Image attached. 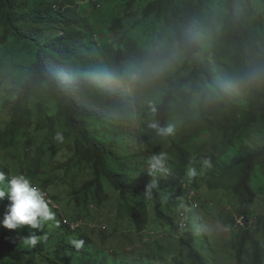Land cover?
I'll list each match as a JSON object with an SVG mask.
<instances>
[{"label": "trees", "instance_id": "16d2710c", "mask_svg": "<svg viewBox=\"0 0 264 264\" xmlns=\"http://www.w3.org/2000/svg\"><path fill=\"white\" fill-rule=\"evenodd\" d=\"M103 1L35 0L31 5L29 0H0V43H13L21 56L33 57L18 98L6 101L11 119L0 133V146L5 141L10 148L23 135L31 145L35 141L30 134L35 122L32 100H39L40 108L55 103L56 114H49L36 130L55 128L73 159L89 167L92 177L70 195L74 208L82 212L70 209L66 215L71 221L84 223L87 207L100 208L108 198L104 182L123 200L144 196L152 179L130 174L138 161L128 151L127 138L132 135L122 129L126 125L137 128L136 138L142 148L145 146V153H167L169 172L157 177L160 190H154L153 198L158 219L176 231L174 218L163 211L160 193L176 189L187 199L191 189L180 180V169L208 151L215 136H235L239 129V139L220 144L217 157L202 158L220 169L203 176V180L213 190L231 191L239 201L235 216L244 218L245 225L236 226L241 232L237 264H264V241H256L250 225L257 199L253 177L264 158V144L257 149L243 144L247 130L264 138V92L260 90L264 82V0H114L127 11L139 5L142 17L129 27L125 18L112 14L107 33L124 35L119 43L108 46L97 41L98 32L89 19L95 13L87 15L93 9L106 12ZM206 29L217 33V41L204 54ZM162 41L170 47L177 44L187 73L170 77L165 92H158L145 105L135 90L128 92L130 79L116 74L114 68L132 62L130 74L142 69L154 58L152 47ZM219 76L222 81L246 79L251 93L238 94L219 83ZM238 97L245 103L241 104ZM153 123L173 125L175 134L161 138L149 127ZM104 133L106 139L98 138ZM217 148L215 143L213 149ZM231 149L236 153L234 158L228 165L219 166L221 157ZM40 162H36L35 176L28 174L31 179L39 173ZM4 173L0 187L10 178L9 167ZM53 198L58 200L56 194ZM9 203L7 197L0 200V264H111L105 263V254L98 252L99 246L83 225L76 230L61 225L51 207L55 219L46 222L42 230L27 226L19 232L3 227ZM146 218L144 211L131 215L135 233L146 231ZM230 224L234 229L235 217ZM32 234L41 236L34 247L22 242ZM179 235V264H209L197 250L192 234ZM72 240H82L83 246L77 249ZM249 242L254 245L253 252L247 248ZM5 255H10L13 263Z\"/></svg>", "mask_w": 264, "mask_h": 264}, {"label": "rangeland", "instance_id": "374dc122", "mask_svg": "<svg viewBox=\"0 0 264 264\" xmlns=\"http://www.w3.org/2000/svg\"><path fill=\"white\" fill-rule=\"evenodd\" d=\"M29 1L32 5L35 0ZM102 5L105 7L106 12H101L102 8H100L98 11L93 9L92 12L87 14L91 16L95 13L94 17L89 19L98 32L96 34L97 41L102 46L119 43L124 35V32H121L120 35H109L107 33V28L111 24L112 14L116 17L125 18L129 27L142 17L139 5H136L130 11L120 7L118 1L114 0H104ZM204 35L206 42L203 52L205 54L211 44L217 41V33L206 29L204 30ZM141 36L142 31L138 33V37ZM152 48L155 51L154 58L163 56V54L164 56L175 55L167 69L144 86L133 84L132 82L128 83V92H131L132 89L135 90L139 100L145 105L158 92H165L164 88L170 77L187 73L186 67L184 68L181 59L179 60L180 55L177 53L176 43L170 47L168 44L166 46L165 41H162L158 47L153 46ZM32 60L33 57L21 56L13 43L8 45L0 43V133L7 129L11 119V113L6 108V101L18 98L20 91L23 89L24 79ZM210 60L214 61L212 57ZM132 65V62H123L115 67L114 71L119 76L122 75L124 78L129 79ZM239 79L222 81L220 76L217 77L219 83L230 86L238 94L241 92L250 94L251 87L248 84L244 87L237 85L236 82ZM260 90L264 92V82L260 84ZM238 101L241 104L245 103L240 98ZM31 107L35 122L30 134L34 136L35 141L29 145L27 136L23 135L18 137L10 148L6 146L7 144L4 141V146H0V171L3 172L5 167H9L14 175L24 174L32 182H36L38 187H46L51 194H56V197L61 201V208L65 215L70 209L80 214L82 211L76 210L74 203L70 200L71 191L77 190L84 181L90 179L92 177L91 171L88 166L79 165L77 160L73 159L70 150L63 145L62 141L56 139L57 131L55 128L44 132L36 130L39 123H44L47 120L49 114H56V104L50 102L48 107L40 108L39 100L33 99ZM218 119L222 121L220 115H218ZM91 124L98 130L102 129L101 125L94 120H91ZM122 129L125 133L132 135L127 138L128 151L130 154L134 153L133 155H136V160L138 161L136 169L131 170L130 174L134 176L147 175V158L149 154L144 152V150L146 151L145 146L143 145V150L136 138L138 129L128 125ZM117 131H120V129H117ZM239 132L238 129L235 136H215L214 141H210V149L202 151L195 158L197 162L195 166L198 172H200V161L203 160V157L213 155L217 157L218 151L222 149L219 145L223 144L225 140H238ZM105 133L99 134L98 138L106 139L107 135ZM243 139V144L250 149H257L264 144L263 137H258L248 130ZM215 143L218 147L216 150L213 149ZM235 154L233 149L229 150L221 157L219 166L228 165ZM39 160L41 161L39 173L35 179H31L28 174L34 175V171L37 170L36 162ZM211 164L212 167L210 169H205L202 174L192 180L186 178V168L180 169L183 173L180 180L186 183V188L195 192L199 202V208L190 212L188 228L184 231H180L178 228L175 231V228L158 219L153 197L147 199L145 196H128L126 200H123L115 190L104 182L108 198L100 208L96 206L87 207V211L88 209L89 211L86 213L87 218L84 217V230L90 236V239L99 246L98 252L101 251L105 254V263L179 264V234L189 233L195 239L197 250L205 256L209 264H237L235 255L241 232L236 229V226L241 225L238 224V218L235 214L239 201L232 195L231 191L225 190V188L213 190L203 180V176L216 173L217 170L220 171L215 163L211 162ZM176 174L179 175L181 173L177 172ZM148 177L153 179L150 176ZM157 177L156 179H158ZM253 186L257 193V199L252 208L250 225L253 229V237L260 243L264 241V158L259 161V168L253 177ZM160 197L163 202V211L167 215H171L174 221L176 219V222L179 212L189 207L186 197L176 189L160 193ZM140 211L146 213L147 221L144 223L146 231L144 234L141 233L139 235L133 230L135 228L134 223L131 222V215ZM234 217L237 220V224L232 229L230 222ZM27 226L18 228L17 231L20 232ZM247 248L251 252L255 250L252 242L248 243ZM5 256L9 263H13L10 255ZM38 264L43 263L41 261Z\"/></svg>", "mask_w": 264, "mask_h": 264}, {"label": "clouds", "instance_id": "9594fccd", "mask_svg": "<svg viewBox=\"0 0 264 264\" xmlns=\"http://www.w3.org/2000/svg\"><path fill=\"white\" fill-rule=\"evenodd\" d=\"M173 56H157L153 59H150L148 63L140 70L133 72L130 76V82L133 84H139L144 86L151 79L155 78L162 72H164L167 67L170 65ZM238 86L244 87L247 86L248 81L244 78H240L237 82ZM149 127L155 129L157 136L167 139L168 137L175 134V127L169 125L167 127H160L158 124H150ZM57 140H61L62 137L58 134L56 137ZM195 158H192L189 161V164L186 168V178L192 180L197 177L199 174H202L205 169H210L212 167L211 161L209 159H203L200 161V172H198ZM147 175L152 177L151 182L146 186L144 196L147 199H151L154 194V190H160L156 177L161 174H166L169 172L167 167V153L159 152L153 153L147 158ZM10 178L7 180V184L3 187H0V200H3L5 197L10 201L8 207L6 208L5 215L2 221L3 227L7 229H18L25 225L30 226L32 229L42 230L43 226L48 221H53L55 219L54 213L50 211L49 207L53 209L56 213V217L63 226L69 227L71 230L79 229L82 225L85 226V223L81 221H71L64 214L61 203L58 200L53 198V194L46 188L38 187L36 182H32L24 174H13L11 168ZM5 173L0 171V184H3L5 181ZM46 194V195H44ZM163 198V197H162ZM197 196L193 190L190 191L188 196L187 203L189 207L183 209L179 212V215L182 212H187L190 219V212L194 209L199 208V202L197 201ZM195 204L197 205L195 207ZM179 215L177 216V228L180 231L186 229H181L179 227ZM188 219V221H189ZM244 218H238V224L244 226ZM236 220V221H237ZM66 221V223L64 222ZM144 234V233H143ZM46 238V236L44 237ZM41 236L32 234L28 237L23 238V243L30 246H36L40 242ZM71 243L77 248L83 246L82 240H72Z\"/></svg>", "mask_w": 264, "mask_h": 264}, {"label": "built area", "instance_id": "2783aa9c", "mask_svg": "<svg viewBox=\"0 0 264 264\" xmlns=\"http://www.w3.org/2000/svg\"><path fill=\"white\" fill-rule=\"evenodd\" d=\"M44 195H46V194H44ZM197 205L195 204V207H196ZM188 219H189V217H188V213L187 212H182L180 215H179V227L181 228V229H186V228H188ZM65 223H66V221H64Z\"/></svg>", "mask_w": 264, "mask_h": 264}]
</instances>
